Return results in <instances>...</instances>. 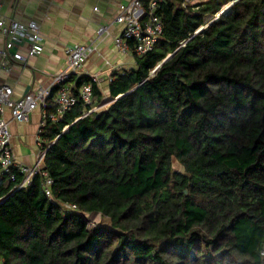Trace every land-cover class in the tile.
Instances as JSON below:
<instances>
[{"label": "trees", "instance_id": "trees-1", "mask_svg": "<svg viewBox=\"0 0 264 264\" xmlns=\"http://www.w3.org/2000/svg\"><path fill=\"white\" fill-rule=\"evenodd\" d=\"M158 13L154 48L108 96L93 82L103 108L82 116L80 99L42 126L53 198L41 174L0 181L2 264H264V0Z\"/></svg>", "mask_w": 264, "mask_h": 264}, {"label": "built area", "instance_id": "built-area-1", "mask_svg": "<svg viewBox=\"0 0 264 264\" xmlns=\"http://www.w3.org/2000/svg\"><path fill=\"white\" fill-rule=\"evenodd\" d=\"M163 0H150L149 9L143 0H130L121 3L116 19L124 23L120 34L114 38V44L120 52L135 51L142 55L153 49L163 31V21L158 8ZM230 4L219 11L213 19L224 12ZM3 0H0V70L10 71L16 61L27 62L32 56L41 54L45 49V42L41 25L36 20L21 21L3 14ZM205 25L200 26L199 31ZM101 26L100 32L106 30ZM96 49L90 44H75L66 47V67L50 75L48 85H41L27 91L20 97H15V88L11 83H0V181L6 176L14 180L11 190L26 188L33 183L37 174L43 176V186L46 193L52 196L53 178L45 169V155L52 143L44 144L40 131L47 119H60L80 99L86 106H91L82 116L100 110L105 104L96 105L93 101V82H99L97 75L84 83L79 95L73 93L67 82L73 78L89 54ZM110 76L109 79H111ZM57 87L53 102L49 100L53 88ZM108 96V93L105 94ZM55 104V109L51 110ZM41 109L39 131L36 136V154L31 163L21 161L12 145L13 133L10 122L26 121L30 114ZM9 114L10 117H6ZM1 198V197H0Z\"/></svg>", "mask_w": 264, "mask_h": 264}, {"label": "crops", "instance_id": "crops-1", "mask_svg": "<svg viewBox=\"0 0 264 264\" xmlns=\"http://www.w3.org/2000/svg\"><path fill=\"white\" fill-rule=\"evenodd\" d=\"M130 0H3V14L21 21L36 20L41 25L45 49L27 62L16 61L10 71L0 70V83H11L14 96L20 97L41 85H48L50 75L66 67L65 49L69 45L96 46L81 69L67 82L73 87L76 77L82 74L97 75L103 92L112 72L133 66L134 52H120L114 38L124 28L116 16L121 3ZM106 30L100 32L101 26ZM6 117H10L9 114ZM41 109L33 111L26 121H11L12 145L21 161L35 159L34 144L39 131ZM1 260V259H0Z\"/></svg>", "mask_w": 264, "mask_h": 264}, {"label": "water", "instance_id": "water-1", "mask_svg": "<svg viewBox=\"0 0 264 264\" xmlns=\"http://www.w3.org/2000/svg\"><path fill=\"white\" fill-rule=\"evenodd\" d=\"M98 225L99 226L113 228V225L111 223H109V222H103L101 219L98 221Z\"/></svg>", "mask_w": 264, "mask_h": 264}, {"label": "rangeland", "instance_id": "rangeland-1", "mask_svg": "<svg viewBox=\"0 0 264 264\" xmlns=\"http://www.w3.org/2000/svg\"><path fill=\"white\" fill-rule=\"evenodd\" d=\"M36 149H37V144H34V154H36ZM176 165L179 166L178 163H176ZM95 219L100 220V216L96 215ZM90 223H91V219H90ZM0 264H2L1 260H0Z\"/></svg>", "mask_w": 264, "mask_h": 264}]
</instances>
